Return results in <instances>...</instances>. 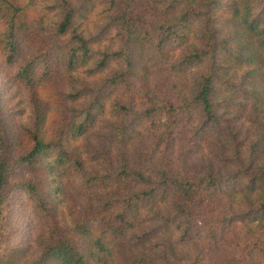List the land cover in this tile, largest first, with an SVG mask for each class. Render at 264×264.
Masks as SVG:
<instances>
[{
    "label": "trees",
    "instance_id": "16d2710c",
    "mask_svg": "<svg viewBox=\"0 0 264 264\" xmlns=\"http://www.w3.org/2000/svg\"><path fill=\"white\" fill-rule=\"evenodd\" d=\"M37 1L0 0L2 61L13 65L19 60L18 39L28 19V33L37 29L47 37L54 32L66 41L69 84L81 88L64 93L62 103L52 99L42 110L37 103L44 80L35 68L43 66L48 75L42 58L46 54L18 62L13 81L27 91L31 129L24 134L30 146L24 155L12 156L0 113V236L2 229L8 230L9 206L18 189L26 192L33 215L48 224L33 264H157L155 254L136 255L133 250L155 236L161 239L163 264H175L169 250L174 235L179 233V243L187 244L195 215L212 214L206 201L218 197L226 202L227 215L220 217V228H213L209 238L222 241L243 225V235L252 245L245 261L264 258V0H153L156 7L151 9L159 20L149 15L147 0ZM38 7L45 13L31 22L28 13L39 16ZM155 28L152 34L149 29ZM150 44L155 60L166 68L163 74L174 75L169 89L178 105L151 102L134 122L159 114L167 117L168 123L160 127L171 141L179 123L196 116L190 128L195 136L215 131L228 137L213 154L220 164L209 157L199 177L170 168L155 172L147 163L152 178L124 161L120 171L101 169L104 161L111 163L106 143L126 148L135 138L136 128L125 121L132 117L131 106L118 96L135 93L137 48ZM190 44L192 52L171 57L172 47ZM65 103L70 105L64 107ZM63 108L65 115L48 137V118L53 111L61 115ZM245 117L256 129L253 137L242 136L245 129L233 125ZM40 166L43 179H34ZM19 167L31 177L12 183ZM71 174L79 177L74 188L85 195L74 206L63 201L57 208L55 198L69 195ZM93 183L95 191H85ZM11 248L9 243L0 245V264L24 262L25 247Z\"/></svg>",
    "mask_w": 264,
    "mask_h": 264
},
{
    "label": "rangeland",
    "instance_id": "374dc122",
    "mask_svg": "<svg viewBox=\"0 0 264 264\" xmlns=\"http://www.w3.org/2000/svg\"><path fill=\"white\" fill-rule=\"evenodd\" d=\"M37 4H41L39 0ZM146 6L150 7L148 9L149 15L159 20L158 13L151 9L156 7L153 0H147ZM38 10L41 12L36 17H34V11L28 13L31 22L33 19H39L45 13L41 7H38ZM220 14L222 18L225 17L223 13ZM101 25L95 26L94 33L98 32V27ZM29 26L30 23L27 19L21 32L22 36L18 39L19 60L13 65H7L2 61V56H0V113L11 154L14 158L24 155L29 148L30 143L24 134V130L31 129L30 113L27 106L29 103L26 96L27 91L23 86L13 81L18 67H20L18 62L30 61L42 53L46 54L42 58L49 67L48 75L44 74L43 66H36L35 68V72L44 80L43 86L39 88L37 103L42 110H46L45 104L52 99L62 103L64 93L70 94L74 90L81 88V84L78 86L75 84L77 87L75 89H72L73 85L69 84L71 75L66 66L69 50L66 41L57 39L53 35L54 32L45 37L43 33H38L37 29H33L31 30L32 34H30L26 30ZM156 28L149 30L152 34H155ZM192 44L190 46L172 47L169 53L171 57L184 56L185 51L188 53L192 52ZM154 53L153 44L145 45L142 50L137 48L139 64L137 67V79L135 80V93L133 95L125 93L122 96H118L122 104L127 103L131 106L132 117H126L125 121L127 124H132L131 128H136V134L133 136L135 138L128 143L126 148L116 142L108 143V145L106 143L105 147L112 152L109 157L111 163L104 161L101 164V169L120 171L121 161H124L130 167L140 168L146 176L152 178H154V174H152L150 169L146 168L145 164L147 163L149 165L153 164L152 168L155 172L170 168L175 172L187 171L192 176L197 175L199 177L202 175L203 166L207 164L209 157H214L213 154L218 150V146L221 145L219 142H228V137H224V134L217 135L215 131L195 136L190 128L193 122L198 119L196 116L190 120L185 118L180 122V125L173 130L171 141L167 139V134L162 136L163 129L160 127L163 123H168L167 117L159 114L150 118H143L140 124L134 122L133 118L136 116L141 117L143 110L147 109L151 102L157 106L163 103L178 105L176 98L169 89L172 86L174 75L166 76L163 74L166 68L155 60ZM12 81L13 83H11ZM86 82L88 83V80ZM64 105L66 107L70 104L65 103ZM64 110L65 108L61 110V115H57L53 111L52 113L55 114L48 118L46 126L48 137L52 136L55 124H60L63 115H65ZM233 125L240 131L243 128L245 129L242 131V136L252 135L251 137H253L255 128H253L251 122H248L246 117L236 120ZM108 132L110 133L111 130H108ZM103 134L104 132H102ZM95 137L92 139L93 143H95ZM99 150L101 153V148ZM219 162V157H214V163L220 164ZM35 175L34 179H43L44 170L42 171V166L37 167ZM30 177L31 173L27 169L19 167V169L13 171L11 178L13 180L10 181L21 184L29 181ZM67 179L70 186L68 187L69 195L55 198L54 203L57 208L64 206L63 201H66L70 206H74L77 198L85 195L74 188V181L79 180L78 176L71 174ZM85 191L94 192V183L90 190ZM13 192L8 214V218H11V220L8 230H1L0 245L2 247L9 243L14 249H16L15 247H25L27 257H24L22 264H33L41 254V246L44 243L48 224L41 223L40 219L38 220L33 215L25 191L15 189ZM206 202H210L212 214L198 213L195 215L193 219L194 233L190 236L187 244L179 243V233L174 235V242L169 245L171 260L175 264H189L195 258V264H264V258L259 256H255L250 262L245 261V256H248L247 251L252 248V245L249 241H246L247 238L243 235V225H237L229 234L226 233L222 241L214 242L209 238L211 235L210 231L213 228H220L221 224L219 225L218 221L220 217L227 215V208H225L226 202L224 199L218 197L208 198ZM202 225H206V227L201 228ZM160 241L159 236H155L147 244L138 247L135 245L133 250L137 251L136 255L142 253L145 255L155 254L157 256L156 263L163 264V258L160 256L161 252L158 246ZM7 256H9L8 253L5 257ZM90 264L95 263L91 262Z\"/></svg>",
    "mask_w": 264,
    "mask_h": 264
}]
</instances>
